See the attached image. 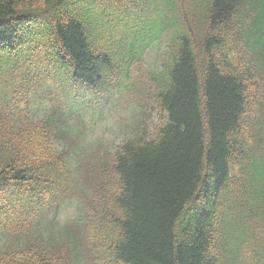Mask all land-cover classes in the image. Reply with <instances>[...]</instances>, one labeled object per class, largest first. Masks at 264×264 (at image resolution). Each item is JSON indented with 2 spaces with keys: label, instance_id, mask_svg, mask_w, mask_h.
<instances>
[{
  "label": "trees",
  "instance_id": "trees-1",
  "mask_svg": "<svg viewBox=\"0 0 264 264\" xmlns=\"http://www.w3.org/2000/svg\"><path fill=\"white\" fill-rule=\"evenodd\" d=\"M0 264H264V0H0Z\"/></svg>",
  "mask_w": 264,
  "mask_h": 264
},
{
  "label": "rangeland",
  "instance_id": "rangeland-1",
  "mask_svg": "<svg viewBox=\"0 0 264 264\" xmlns=\"http://www.w3.org/2000/svg\"><path fill=\"white\" fill-rule=\"evenodd\" d=\"M164 40L165 36L160 37L156 41H153L148 46L149 48L145 50L141 64L142 70L147 71L158 67L159 52L164 47ZM87 99L88 97H84L81 104H88L86 102ZM36 103L35 100L33 104L35 105ZM137 111L135 102L124 93L120 95V98L114 97L109 104L102 101L98 104L97 108L88 106L86 110L80 109L78 119H80V123L84 127L78 128L84 132L85 144L88 145L96 140H100L106 145H114L122 137L130 134V129L127 126L134 121L135 116H138ZM71 152L73 158H76V152L78 151L74 150ZM77 207L76 200L67 201L62 204L55 216L58 224L76 217L78 214Z\"/></svg>",
  "mask_w": 264,
  "mask_h": 264
}]
</instances>
